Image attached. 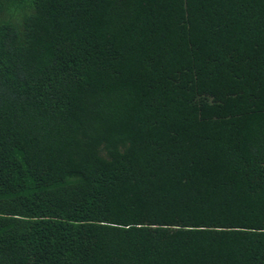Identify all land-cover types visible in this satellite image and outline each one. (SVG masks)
<instances>
[{"label": "trees", "instance_id": "1", "mask_svg": "<svg viewBox=\"0 0 264 264\" xmlns=\"http://www.w3.org/2000/svg\"><path fill=\"white\" fill-rule=\"evenodd\" d=\"M0 264H264V0H0Z\"/></svg>", "mask_w": 264, "mask_h": 264}]
</instances>
